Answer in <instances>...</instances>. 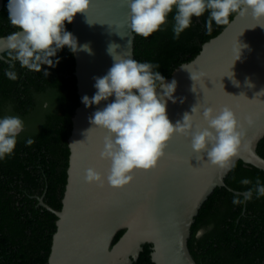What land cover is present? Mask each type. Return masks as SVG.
<instances>
[{"label": "water", "instance_id": "95a60500", "mask_svg": "<svg viewBox=\"0 0 264 264\" xmlns=\"http://www.w3.org/2000/svg\"><path fill=\"white\" fill-rule=\"evenodd\" d=\"M2 6L0 0V9ZM257 23L264 24V20L254 19L250 11L244 16L236 14L218 35L202 45L192 61L180 65L165 79L166 83L173 79L177 82L173 94L176 102L166 105L173 124L182 120L185 112L191 114L195 105L198 113L193 118L194 127H207L202 117L206 107L214 114L223 107L234 112L242 125L238 129L242 136L237 154L228 162L229 170L206 163V155L201 159L192 151L189 137L174 134L154 168L135 170L128 185L114 188L106 181L110 161L100 157L107 132L90 124L92 114L106 102L86 108L81 98L93 96V78L104 76L112 66L107 54L109 44H118L116 52L121 56L130 54L134 58L129 9L125 0H90L85 14H75L70 32L78 45L89 44L92 54L73 53L79 104L68 137L61 208H52L42 196L38 199V204L57 217L47 264H131L145 243L151 244L155 264H197L189 251L188 238L202 203L216 187L226 186L224 179L238 160L264 171V158L257 152L264 137V93H259L264 90V29L255 27ZM3 43L0 39V47ZM239 43L247 47L240 49V59L234 61ZM3 53L0 59L6 60ZM231 72L232 77H228ZM191 74L196 77L194 81ZM113 99L110 97L108 103ZM88 168L105 178L102 187L85 182ZM119 231L123 232L113 242Z\"/></svg>", "mask_w": 264, "mask_h": 264}, {"label": "trees", "instance_id": "16d2710c", "mask_svg": "<svg viewBox=\"0 0 264 264\" xmlns=\"http://www.w3.org/2000/svg\"><path fill=\"white\" fill-rule=\"evenodd\" d=\"M7 3L3 0L0 9V36L18 31L8 20ZM174 14L175 9L162 30L147 38L134 33L133 39V59L158 64L156 70L165 79L180 65L192 61L202 45L236 15H230L227 24L213 21L209 32L205 27L206 12L194 17L191 26L174 39ZM65 28L70 32L71 24L65 22ZM3 56L6 60L0 59V118L19 117L24 130L17 137L13 153L0 160V264H47L57 217L38 204V199L42 196L56 210L62 205L68 137L79 104L74 56L65 47L57 53L59 63L55 67L42 66L41 72L15 62V81L5 76L9 60L5 52ZM45 69L47 77L43 75ZM28 139L34 141L30 146L26 144ZM257 152L264 158V137ZM245 178L252 184H241ZM257 178L264 184V171L238 160L224 179L226 186L216 187L202 203L188 238L189 251L197 264H264V196L257 199L254 193L250 201L232 203L234 195L255 185ZM201 229L203 234L198 237ZM150 254L151 244H143L131 264H155Z\"/></svg>", "mask_w": 264, "mask_h": 264}, {"label": "clouds", "instance_id": "9594fccd", "mask_svg": "<svg viewBox=\"0 0 264 264\" xmlns=\"http://www.w3.org/2000/svg\"><path fill=\"white\" fill-rule=\"evenodd\" d=\"M125 2L130 14L131 33L145 38L162 30L174 9V39L179 38L191 26L194 17L199 18L206 12L208 18L205 27L209 32L213 21L217 25L227 24L233 13L244 16L250 11L254 19L264 20V0ZM89 6L90 0H8V20L18 31L0 38L4 42L0 52H5L9 60V69L5 70V76L13 81L18 78L16 71L12 70L15 62L35 72H41L42 66L55 67L59 63L57 53L65 47L71 53L84 51L91 55L90 45H78L77 38L65 28V22L71 24L75 14H85ZM256 26L264 29V24L257 23ZM246 47L247 45L239 43L238 58L234 61L240 59V49ZM117 48L118 44L108 45L107 54L113 60L112 66L104 76L93 78V87L96 89L93 96L89 98L84 95L81 98L86 108L106 102V106L92 114L90 124L107 132L100 153L101 159L110 161L107 184L121 188L132 181L135 170L154 168L174 134L189 137L192 151L199 154L201 159L206 155V163L229 170L228 162L237 154L242 136V132L238 130L242 125L238 123L234 112L223 107L214 114L212 108L206 107L202 117L207 127H194L193 118L198 113L195 105L191 108V114L185 112L182 120L171 123L166 113V105L168 101L176 102L173 95L177 88L176 80L166 83L165 77L156 70L160 67L158 64L138 62L130 54L121 56L116 52ZM43 75H49L47 69L43 71ZM228 77H232V72ZM190 78L192 81L196 79L193 74ZM233 83L237 84L235 80ZM248 86L252 87L251 84ZM192 91L195 92L194 87ZM259 93H264V90ZM110 97L114 99L108 103ZM180 102L183 103L182 98ZM248 122L251 123L250 120ZM23 130L24 123L19 117L0 118V160L13 153L17 137ZM33 143L32 139L26 141L28 146ZM84 179L86 183H95L102 187L105 178L94 169L88 168ZM240 183L251 185L252 181L245 178ZM254 193L257 199L264 196V184H261L259 178L246 191L236 193L232 203L240 205L250 201ZM202 234L203 229L197 232L198 237Z\"/></svg>", "mask_w": 264, "mask_h": 264}]
</instances>
